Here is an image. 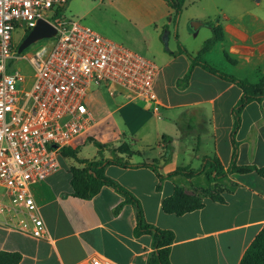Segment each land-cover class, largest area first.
Wrapping results in <instances>:
<instances>
[{"label": "crops", "instance_id": "1", "mask_svg": "<svg viewBox=\"0 0 264 264\" xmlns=\"http://www.w3.org/2000/svg\"><path fill=\"white\" fill-rule=\"evenodd\" d=\"M208 2L194 15L201 24L190 29L192 35L201 25L210 31L207 20L220 25L223 39L216 43L223 60L211 49L204 59L236 78L257 81L264 73V0ZM148 23L158 37L155 21L148 18ZM169 51L152 52L158 68L154 101L134 100L115 85L92 87L86 107L93 125L86 136L65 147L78 158L115 156L155 166L160 177L148 166L106 164L103 173L137 201L144 222L171 232L170 264H238L264 224V178L254 170L219 178L204 172L188 177L166 174L177 167L197 170L204 157L216 159L224 170L232 157L238 166L264 167V98L245 104L233 128L240 88L199 65L179 82L189 60L184 53ZM163 135L170 137L172 147L167 159ZM93 141L101 145L99 151ZM85 146H93L88 155ZM58 163L54 173L30 188L48 238L35 239L0 224V251L18 253V264H76L92 252L117 264H147L155 251L153 235L136 234L135 206L110 185H102L89 199L73 197L69 170L83 165L61 149ZM176 188L197 196L200 207L179 215L164 212L161 202Z\"/></svg>", "mask_w": 264, "mask_h": 264}, {"label": "built area", "instance_id": "2", "mask_svg": "<svg viewBox=\"0 0 264 264\" xmlns=\"http://www.w3.org/2000/svg\"><path fill=\"white\" fill-rule=\"evenodd\" d=\"M67 2L0 0V224L35 239L48 233L30 188L59 168L62 147L89 133L90 89L115 85L134 100L155 99V63L57 15ZM39 18L55 33L34 50L17 52L14 32L29 31ZM76 264L117 263L92 252Z\"/></svg>", "mask_w": 264, "mask_h": 264}, {"label": "trees", "instance_id": "3", "mask_svg": "<svg viewBox=\"0 0 264 264\" xmlns=\"http://www.w3.org/2000/svg\"><path fill=\"white\" fill-rule=\"evenodd\" d=\"M163 1L168 7L173 9L175 13L180 11L184 2V0ZM205 24L209 26L211 35L203 42L196 54L192 55L191 53L187 52L182 45L178 44L177 52L184 53L189 60V69L183 75V77L179 79V82H185L187 80L189 71L194 65H199L206 71L217 75L224 80L234 82L241 90V96L232 110L234 121L233 128H235L237 126L239 112L242 107L250 101H259L264 98V73L257 79V81L250 82L246 79L236 78L233 75L224 73L208 64L204 59L201 58V56L208 52L216 42L223 39V33L221 26L213 23L212 20H207ZM223 55L227 60L232 61L225 53ZM161 141L164 142V157L167 159V156L172 148L170 145V137L163 135L161 136ZM93 144L98 148L99 151L101 145L96 141H93ZM61 152L69 157H72L76 162L83 165L81 168H72L69 170V182L72 196L80 200L89 199L99 191L102 185H110L114 187L124 196L125 202L132 203L136 208V234L140 232H151L153 235V245L155 247V251H153L148 257L147 264H170L168 260L167 245L172 239L171 232L168 230L154 228L144 222L137 201L128 192L119 187L103 173V168L106 164H114L123 167L148 166L156 173L155 166L152 163L144 162L130 164L115 156L107 159L98 158L94 160L78 158L76 156V152L69 147H62ZM203 161V164L197 170H191L185 167H177L173 171L168 172L166 176L180 174L188 177L204 172L206 177H209V175L213 173L214 178H219L227 173H245L254 170L258 175L264 178V167L256 168L249 165L238 166L234 164L233 157L225 170L222 169L217 160L214 158L204 157ZM156 175L160 177V175L157 173ZM200 205L201 202L197 196L187 195L177 188L174 189L170 196L164 198L161 202V208L164 212L174 213L176 215L199 208ZM18 260V253L0 251V264H18ZM238 264H264V224L244 250Z\"/></svg>", "mask_w": 264, "mask_h": 264}, {"label": "rangeland", "instance_id": "4", "mask_svg": "<svg viewBox=\"0 0 264 264\" xmlns=\"http://www.w3.org/2000/svg\"><path fill=\"white\" fill-rule=\"evenodd\" d=\"M204 5H209L208 0H185L184 6L175 13L162 0H68L56 12L65 19L77 21L101 37L156 63L157 60L152 55L156 50L177 51L180 44L187 52L198 51L203 42L210 37L211 32L204 25L198 27L195 35H192L189 26L191 21H196L194 15L201 12V7ZM148 18L155 21L158 37H155L153 24L149 25ZM164 31L167 32L166 50L161 41ZM27 33L28 31L23 33L15 31L14 42L18 45ZM45 40L42 38L31 43L22 52L34 50ZM210 52L223 60L217 43L211 47ZM204 55L201 56L202 59ZM204 60L213 66L206 58ZM14 66L21 71L27 70L23 62H18ZM100 85L107 86V84ZM103 86L98 88L104 91ZM91 147L93 146L83 148L85 155L90 154Z\"/></svg>", "mask_w": 264, "mask_h": 264}, {"label": "water", "instance_id": "5", "mask_svg": "<svg viewBox=\"0 0 264 264\" xmlns=\"http://www.w3.org/2000/svg\"><path fill=\"white\" fill-rule=\"evenodd\" d=\"M201 23L198 21H191L189 26L195 30L198 25ZM55 33V28L46 20L39 18L37 19L35 25L28 31V33L22 38L20 43L16 47L17 52H21L31 43L42 39L50 37ZM161 41L164 44V48L166 49V41H167V32L164 31L161 35Z\"/></svg>", "mask_w": 264, "mask_h": 264}]
</instances>
